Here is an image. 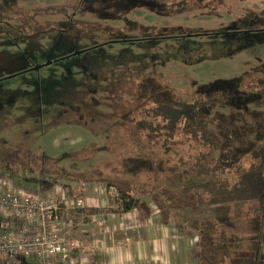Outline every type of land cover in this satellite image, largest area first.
Listing matches in <instances>:
<instances>
[{"label": "rangeland", "instance_id": "rangeland-1", "mask_svg": "<svg viewBox=\"0 0 264 264\" xmlns=\"http://www.w3.org/2000/svg\"><path fill=\"white\" fill-rule=\"evenodd\" d=\"M113 1L80 0L76 8L78 0H0V189L29 195H36L30 189H43L34 165L27 172L9 170L4 157L13 142L30 146L29 161L52 165L53 171L39 179L94 166L113 173L126 163L133 167L138 161L127 157L145 150L138 151L141 135L133 121L124 119L129 108L136 113L130 99L136 95L128 86H143L150 75L159 89H170L182 101L202 96L218 81H226L227 92L238 98H252L264 88V0H225L223 5L188 0L182 12L172 4L185 0H159L174 11L141 5L124 17L110 13ZM130 2L118 0V5L127 11ZM138 63H146L147 74ZM121 76L130 83L123 86ZM120 96L124 99L113 103ZM252 107L264 113V106ZM192 140L188 143L198 147ZM257 161L242 160L247 166ZM9 181L17 189L6 188ZM97 186L105 190L106 204H121L117 187L106 181ZM263 201L200 205L178 213L181 219L232 217L227 234L242 236L251 250L262 235ZM144 205L160 214L154 200L145 198Z\"/></svg>", "mask_w": 264, "mask_h": 264}, {"label": "trees", "instance_id": "trees-1", "mask_svg": "<svg viewBox=\"0 0 264 264\" xmlns=\"http://www.w3.org/2000/svg\"><path fill=\"white\" fill-rule=\"evenodd\" d=\"M196 1L200 3V0ZM216 2L223 5L225 0ZM79 3L80 0L76 8ZM189 3L185 0L172 4V7H177L176 12H182ZM141 5L174 11L159 0H131L126 11L115 0L110 13L116 16L120 13L124 17L130 9ZM138 64H141L139 69L147 74L142 69V66L147 67L146 63ZM123 66H130L129 62ZM138 80H142V75ZM120 82L125 86L130 80L121 76ZM225 82L218 81L221 87L211 83L202 96L183 101L176 99L170 89H159L153 75L143 86H128L136 95L130 98L136 115L128 105L129 112L124 119L125 122L133 121L135 130L141 135L136 139L142 142L138 151L145 150L127 157L138 161L131 168H127L126 163L113 173L94 166L83 171L72 170L66 175L54 174L51 180L39 179L46 171H53V167L47 160L29 161L25 154L30 146L25 142H13L15 145L6 149L5 162L13 173L27 172L34 165L44 190L53 188L59 179L69 181L65 187L73 198L85 195L87 183L106 181L118 188L125 212L135 208L145 210V198L154 200L163 224L179 226L186 234L198 236L200 264H264V248H261L264 247V222L259 228L262 235L257 236L259 244L246 250L242 236L227 234L230 225L233 226L232 217L181 219L178 213L180 209L200 205L237 200H252L259 205L257 202L264 200V113L252 107L253 103L264 106V88L252 98L244 95L238 98L233 92H227ZM247 94L249 97L252 93ZM123 97L114 98L113 103H119ZM190 139L199 146L188 143ZM153 145L161 147L153 149ZM247 156L259 161L247 166L242 162ZM234 174L236 178L230 181ZM75 181L77 185L72 184Z\"/></svg>", "mask_w": 264, "mask_h": 264}, {"label": "crops", "instance_id": "crops-1", "mask_svg": "<svg viewBox=\"0 0 264 264\" xmlns=\"http://www.w3.org/2000/svg\"><path fill=\"white\" fill-rule=\"evenodd\" d=\"M4 186L17 189L11 181ZM61 190L70 194L61 183L47 192L29 191L47 197ZM104 192L97 182L87 183L85 208L64 209L58 226L70 241V252L66 257H57L55 264H200V252L195 254L199 248L196 235L163 224L161 215L156 216L149 207L125 212L122 204H106Z\"/></svg>", "mask_w": 264, "mask_h": 264}, {"label": "built area", "instance_id": "built-area-1", "mask_svg": "<svg viewBox=\"0 0 264 264\" xmlns=\"http://www.w3.org/2000/svg\"><path fill=\"white\" fill-rule=\"evenodd\" d=\"M71 202V205L69 204ZM83 197H42L0 189V264H55L66 257L70 241L61 229L64 209H81Z\"/></svg>", "mask_w": 264, "mask_h": 264}]
</instances>
